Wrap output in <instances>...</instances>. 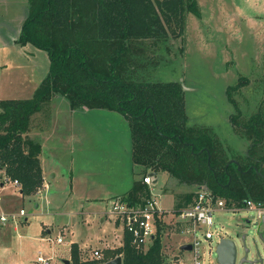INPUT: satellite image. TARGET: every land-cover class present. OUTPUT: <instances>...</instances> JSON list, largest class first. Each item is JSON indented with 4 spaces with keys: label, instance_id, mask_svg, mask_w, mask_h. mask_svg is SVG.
I'll list each match as a JSON object with an SVG mask.
<instances>
[{
    "label": "rangeland",
    "instance_id": "1",
    "mask_svg": "<svg viewBox=\"0 0 264 264\" xmlns=\"http://www.w3.org/2000/svg\"><path fill=\"white\" fill-rule=\"evenodd\" d=\"M197 6L200 16L187 13L184 32L180 36H173L171 29L168 28L167 38L132 40L129 43V60L132 61L130 71L133 70L134 77L141 80L179 81L181 86H185H182V89L187 123L196 127L211 126L216 132L218 129L222 136L219 138L222 139L220 140L228 156L242 155L251 141L244 131L227 121L231 115L237 114V109L229 102L226 89L237 84L241 78L248 80L244 81L245 84L243 83L238 91L232 92L241 112L238 116L241 123L258 112L263 104L264 0H197ZM29 10L30 3L29 7L25 6L24 9L23 5H8L4 10L8 13L5 17L8 23H5L6 30L8 25L17 26ZM5 26L0 24V100L29 98L47 72L49 65L47 54L31 44L21 48L19 45V48L9 46L8 44H13V40L9 35L5 37L3 33ZM174 31L178 32V27L174 26ZM13 35L18 39L17 31L14 30ZM3 36L6 46H3ZM98 50L100 47L94 52ZM88 110L85 107L71 109L66 98L55 95L44 105L42 111L34 114L32 128L29 131L34 138L37 137L38 130H46L52 126V115L57 114L58 131L62 132L65 140H68L69 146L49 152L45 145L41 155L45 170H49L50 174H56L53 179L49 177L51 180L47 187L49 197L44 195L50 202L47 207L52 210L53 225L49 237L51 240L41 243L24 237L23 229L27 235L33 233L31 229L23 226L24 221L19 222L23 217L10 218L12 213L23 207L27 213V222H24V225L39 221L41 215L37 216L36 212L40 214L45 210L42 203V207L36 209L34 201L43 198V185L36 193L27 196L15 190L18 186L12 185L14 188L6 183L4 185L8 186V190L0 187L2 199L0 213L9 216L8 221L0 222V225H3V228L0 227V264H37L34 261L36 250L41 244L48 246L49 243L53 248L59 247V254L54 255V259L56 258L54 264L58 258H65L69 254L70 246L65 243H54L58 229L63 236L65 235V242H68V237L73 232V241L86 244L87 248L81 249L83 255L89 259L97 258L92 255L93 248L99 249L101 256L107 258V251L114 252L121 238L123 241L122 224L114 222L115 219L108 215L112 199L85 201L82 194L87 193L88 183L94 185L92 192L103 187V179L106 178L103 173L99 174V171L100 169L104 171L106 165L110 163L107 149L114 152V148L120 143L125 144V140L127 146L130 132L118 122V118L112 116L84 118L83 112L86 113ZM88 125L101 131L103 136L101 142L96 138H92V142L83 141L82 149H86L89 147L88 143H91L92 150L81 153V147L78 148L76 141L80 138L82 130L87 131ZM72 144L76 147L71 148ZM89 164L98 166L99 171L91 172L88 169ZM139 170L140 167H137L136 171L139 174L137 176L142 178L144 175L140 174ZM1 171L3 170L0 169V183L5 178ZM70 172L76 174L79 179L74 176L71 181ZM86 178L88 179L84 181ZM154 178L156 179L154 185L149 186L150 194L166 213L160 236L166 264H193L194 251L188 250L184 257L178 246L183 238L189 241V235L177 231L175 219L171 217L169 211L177 209V206L184 202V195L195 192L198 187L196 184L180 183L163 172ZM9 190L13 192L10 194ZM57 212L59 214H55ZM81 212L83 222L77 219ZM255 216L256 211L243 206L237 210L214 212L215 232L217 230L218 235L235 240L238 257L244 249L241 239L243 234H246L247 246H252L254 239L257 241V229L261 225H255ZM31 223L28 225L32 226ZM59 223L61 226L57 225ZM218 235L213 236L210 241L200 238L202 264H217L215 245L220 238ZM105 240L110 241L112 247L105 248ZM144 249L147 247L142 250ZM61 255L65 257H60Z\"/></svg>",
    "mask_w": 264,
    "mask_h": 264
},
{
    "label": "trees",
    "instance_id": "2",
    "mask_svg": "<svg viewBox=\"0 0 264 264\" xmlns=\"http://www.w3.org/2000/svg\"><path fill=\"white\" fill-rule=\"evenodd\" d=\"M17 43L46 52L49 65L29 98L0 100V169L16 180L22 195L30 196L43 185L41 143L30 134L34 114L55 95L68 100L71 109H101L119 113L128 122L131 156L139 173L166 172L180 183L205 187L215 198L241 207L245 200L264 201L263 178L244 155L229 162L224 145L211 126L187 123L184 90L179 81H149L134 77L129 60L132 40L178 37L185 16H200L197 0H29ZM178 27V32L174 31ZM100 47L96 53V50ZM246 80L226 89L237 109L231 123L253 143L250 154L264 160V101L244 123L236 92ZM244 83V84H243ZM264 100V99H263ZM263 107V108H262ZM143 177V176H142ZM198 190L184 195L176 211L191 205ZM151 196L142 178L120 197L129 204H144ZM178 232L180 229L176 226ZM162 223L151 244L142 250L124 232L122 245L108 258L84 259L77 243L70 248V264H103L121 256L122 264H166L160 236Z\"/></svg>",
    "mask_w": 264,
    "mask_h": 264
},
{
    "label": "crops",
    "instance_id": "3",
    "mask_svg": "<svg viewBox=\"0 0 264 264\" xmlns=\"http://www.w3.org/2000/svg\"><path fill=\"white\" fill-rule=\"evenodd\" d=\"M29 3H30L29 0H0V24L4 25V26H5V23L8 24L7 21L5 20V17L7 16L8 13L4 11L6 8H8V5H10V6H15V5L21 6V5H23V9H24L25 6L29 7ZM27 15L25 17L21 18V20L19 21V24L17 26L13 27L11 25H8V27H7L8 30H6V26H5V28L3 30V33H4L5 37H7V35H9V37H11L12 40H13V42H12L13 44H8L9 46L10 45H14V46H16V48H19V46L21 48V47H24V46L29 44L28 43V44H25L23 46L20 45L19 43L17 44V36H15V35L12 36V34H14V30L17 31V34L19 35L22 23H23L24 19L27 17ZM4 40H5V38L3 36V46H6L5 45L6 42ZM0 67H1V65H0ZM98 110L99 109H89L88 112H86V113L83 112V116H84V118L85 117L95 118L97 116L98 117L112 116V117L118 118V122L122 126H124L126 128V130H127V128L129 129L127 120L122 115H120L119 113H116V112L112 113V111H105V110L103 112V110H101V109H100L101 111H98ZM51 120H52V122H51L52 126H50L51 128L49 127L48 129L41 130V131L38 130L39 133H37V137H36L37 139H39V141L41 143V146H42L41 147V154H40V162H41L42 176H43V186H42L43 187V198L40 199V201H34L35 202L34 203V207L36 209H38V208L42 207V204H43L45 212L40 213V214H38V212H36L37 216L41 215L40 216V220L39 221L35 220L33 223L29 222V223H27L25 225H24V222H27V213L26 212H25L26 216H18V217H16V218L23 217L22 218L23 220L21 219V220H19V222L22 223L24 221L23 222V226H25L28 229H31V232L33 233V235H27L26 230L23 229V232H25V234L23 236L26 237V238L30 237V239H34L36 242L39 241L41 243H43V241H48V239L51 240L49 237H51V234H50L51 233V229L50 228L53 225V217H52V212H51L52 210L47 207L48 203H50V202H49V199L44 197V195L49 197V193L47 191L48 183H50V181H51V180H49V177H51V179L56 177L55 173L50 174L49 170L48 171L45 170L44 165L42 164V161H43V158L41 156L42 155V150H43V148H45L44 147L45 145H46L47 149L49 150V152H51L53 150H57V149H59L60 147H63V146H64V148L69 147L68 143H67L68 140H65L64 139L65 136L62 134V132L58 131V127H59V125H58L59 123H57L58 115L57 114L52 115ZM227 121H228V123L230 122V124H232L231 120L228 119ZM216 133H217V135L219 134L218 137L222 138V136L220 135V132H219L218 129H217ZM92 134H94L95 136L93 137ZM102 136H103V134L101 133V131H99L96 128H92V127H90L88 125L87 131H85V130L83 131L82 130L80 138H78V140L76 141V145H78V148H79V146L81 147L80 148L81 153H84L87 150L91 151L92 150L90 148L92 146L91 143H88L89 147H87L86 149H82L83 141L92 142L93 141L92 138H96V140L101 142ZM127 141H128L127 146H126V140H125V144H121V143L118 144L117 147L114 148V152L113 151L111 152L110 150L107 149V152H108L109 155H107V154L106 155L108 156L110 163L106 165L104 171H103V169L102 170L100 169V171H99L98 170V166H96V165H90V164L88 165V169L91 172L97 173L99 171V174L102 175V173H103L106 179H103V183L105 184V186L103 184V187H102L101 186L102 184H100V186H101L100 188L101 189H99L96 192H92L91 191V189L94 188V185H92L90 183L87 184L88 185V186H86L87 187V193L82 194L84 196L83 199L85 201H94V200H102V199H113V198H116V197H120V195H122L123 193H125L126 191L129 190V188L132 186V184H133V182L135 180L139 179V177L137 176L139 174H137L138 172L136 171L137 167L134 164V162L132 160V156H131V145H130V137H129V135L127 137ZM76 145L72 144L71 148L76 147ZM230 158H232V156H230ZM1 172L3 173V171H1ZM150 172H152V171H150ZM77 173H80V172H77ZM161 173L162 172H155V175L161 174ZM163 173H166V172H163ZM69 176H70V180L71 181H72L74 176L77 178V180L79 179L76 174H72L71 172L69 173ZM87 179L88 178L84 179V181H86ZM2 183L3 182L0 183V187L1 188L5 187L7 189L8 186L7 185H3ZM12 187H14V186H12ZM15 190L18 191L21 194V192L19 190V187L15 188ZM12 192H13L12 190H9L10 194ZM45 203H46V207H45ZM20 208H23V207H20ZM39 211H41V209ZM0 214H3V212H1ZM55 214H59V212H57ZM83 218L84 217H83V213H82V214H79V218H77V219H79V220H81L83 222ZM30 223L33 224V225L32 226L28 225ZM10 224H13V223H10ZM57 225L61 226V223H59ZM16 226H17V224L14 225L15 229H16ZM0 227L3 228V225L1 224ZM65 228L67 229V227H65ZM58 230L59 231L57 232V234H56V236L54 238V243H57L56 242V237L58 235L62 236L63 242L57 243V244L65 243V244H68L70 247H69V251H68L69 254L66 257L63 256V255H61L60 257H65L67 259H70L71 244L74 243V242L77 243V241H73V239H72L73 232H72L71 236L68 237L69 238L68 242H65L64 241L65 235L63 236L60 233L61 230L60 229H58ZM183 239L184 240H182L181 242L178 243L179 250H181L180 249L181 245H183L187 241V238H183ZM104 243H105V248L112 247V245L110 244V241L105 240ZM77 244H79L78 246L80 248L82 257H84V259H87L83 255L84 253L82 252V249H81L82 247L83 248H87V245L84 244V243H80V242H78ZM116 245H117V247L122 245V238ZM95 249L96 248H93V250H95ZM97 250L100 252L99 249H97ZM182 251H183V254H184L183 256L185 257V255H186L188 250H182ZM56 253L59 254V247L53 248L50 243H49L48 246L45 245V244H41L39 246V248L35 252L34 261H35V259H36V257L38 255H42L45 258H50V264H54L53 261L56 259V258L54 259V255ZM92 255H93V251H92ZM65 258H60V259L58 258V261L55 264H61V260L65 259Z\"/></svg>",
    "mask_w": 264,
    "mask_h": 264
},
{
    "label": "built area",
    "instance_id": "4",
    "mask_svg": "<svg viewBox=\"0 0 264 264\" xmlns=\"http://www.w3.org/2000/svg\"><path fill=\"white\" fill-rule=\"evenodd\" d=\"M142 181L148 185H154L155 178L149 172L142 177ZM9 183L18 186L16 180L4 178L3 185ZM150 189V188H149ZM1 201V196H0ZM244 208L256 211V221L264 217V201L245 200ZM240 207L228 205L221 198H215L212 193L205 189H198L194 198V202L178 211L171 210V217L175 219L176 226L179 227L183 234L189 235L187 243L192 244L193 264H202L200 255V238L212 240L213 236H217V230L214 229V212L217 210H237ZM165 210L156 204V199L150 196L144 204L132 205L121 197L112 199V204L108 215H111L116 223L122 224L123 233L126 232L130 236L131 244L137 248L148 247L155 237L158 222L163 224ZM18 216H26L25 210L20 208L16 213L10 215L11 219ZM9 216L0 214V222L8 221ZM220 236V235H218ZM56 242H63L62 236L56 237ZM93 255L97 258L101 257V253L95 249ZM37 264H50V258L38 255L35 259Z\"/></svg>",
    "mask_w": 264,
    "mask_h": 264
},
{
    "label": "water",
    "instance_id": "5",
    "mask_svg": "<svg viewBox=\"0 0 264 264\" xmlns=\"http://www.w3.org/2000/svg\"><path fill=\"white\" fill-rule=\"evenodd\" d=\"M182 86L185 87L184 85ZM229 162H233L239 167V162L237 160L230 159ZM150 174L154 176L155 172H150ZM259 174L261 173L259 172ZM255 223V225H261L258 226L257 229V241L254 239V244L252 246H247L245 243L246 234H243L241 239L244 243V249L240 257H238V248L235 240L231 237L220 236L215 245L217 264H264V228L262 227L264 218L260 219V221H256ZM180 249L191 250L192 244L185 243L181 245ZM61 264H70V259H62ZM103 264H122L121 256L118 255Z\"/></svg>",
    "mask_w": 264,
    "mask_h": 264
},
{
    "label": "flooded vegetation",
    "instance_id": "6",
    "mask_svg": "<svg viewBox=\"0 0 264 264\" xmlns=\"http://www.w3.org/2000/svg\"><path fill=\"white\" fill-rule=\"evenodd\" d=\"M252 149H253V143L250 142L248 147L243 151L242 156L244 155L245 157H248L251 161L254 162V163L249 164L247 169H253L258 175H260L263 178V182H264V160H261L260 152L259 153L257 152L256 156L251 155L250 152ZM230 159H233V158H230ZM259 172L261 174H259ZM262 227L264 228V223H262Z\"/></svg>",
    "mask_w": 264,
    "mask_h": 264
}]
</instances>
